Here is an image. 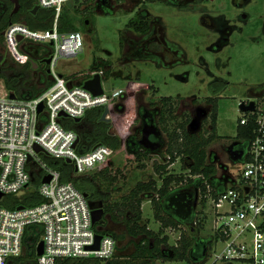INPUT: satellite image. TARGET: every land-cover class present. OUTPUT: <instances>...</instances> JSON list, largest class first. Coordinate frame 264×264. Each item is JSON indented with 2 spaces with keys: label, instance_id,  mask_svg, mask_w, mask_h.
<instances>
[{
  "label": "rangeland",
  "instance_id": "rangeland-1",
  "mask_svg": "<svg viewBox=\"0 0 264 264\" xmlns=\"http://www.w3.org/2000/svg\"><path fill=\"white\" fill-rule=\"evenodd\" d=\"M81 1L67 2L64 7L71 10ZM185 1L187 7L180 8L158 0H122L115 5L113 13L95 11L90 15H76L78 31L83 37V49L75 56H60L56 61L54 69L64 79L78 72L90 73L94 57L109 61L102 69L104 72L101 84L108 97L111 115L108 132L119 139V144L105 165L121 171L117 182L106 189L112 205L117 203L121 207L123 198L139 181L153 178L157 186L161 184L154 172L153 163L166 160L165 156H158L166 147L167 138L163 131L164 143L156 154L136 160L125 150V139L132 131L128 128L121 132L120 127L130 114L138 94H141L142 103L147 104V99L151 97L153 89H156L155 97L171 96L178 100L176 114L185 112L191 117L196 106L205 108L208 113L210 106L202 101L217 94L216 131L222 144L236 136L238 118L242 114L238 108L239 103L255 99L264 86V0L178 2ZM83 5L79 7L82 8ZM139 8H145L152 18V33L143 40H140V34L126 28V23ZM220 27L228 30V41L217 48ZM140 43L145 48L144 53H135ZM155 44L159 46L154 47ZM30 48H24L29 55ZM0 54L8 63L16 65L4 46H0ZM38 64L33 72L20 79L21 90L28 89L39 77L45 76L46 67L42 63ZM11 84L15 85L13 81ZM217 86L220 87L216 89ZM5 92L12 91L5 88L3 79L0 78V95ZM194 98L201 103L194 104ZM120 104L125 105L124 112L114 110V106ZM219 144L214 143L211 147ZM220 156V161L229 168L226 174L233 176L240 165L227 163L225 157L222 154ZM187 166L183 159L177 158L168 170L176 175L188 176ZM83 174L76 173L75 176ZM33 185L34 180L29 189ZM227 208L224 202L217 208L208 196L205 205L201 206L198 202L196 213L198 218L203 217V226L199 231L201 237H213L216 224L220 221V216H217L216 222L217 209L218 212H223ZM140 211V222L147 221V227L157 231L159 222L153 217L149 198H142ZM110 226L117 233L124 232L121 226ZM183 230L185 231L184 227L166 228L164 231L168 236V243L174 245ZM116 243L114 255L120 257L119 260L133 250L129 237L118 239ZM220 246L215 243L208 249L207 259L203 264H220L218 260L213 261V254L216 249L220 250ZM100 261L104 264L105 260ZM155 263L187 264L185 261L162 260ZM231 264L241 263L233 261Z\"/></svg>",
  "mask_w": 264,
  "mask_h": 264
},
{
  "label": "built area",
  "instance_id": "built-area-1",
  "mask_svg": "<svg viewBox=\"0 0 264 264\" xmlns=\"http://www.w3.org/2000/svg\"><path fill=\"white\" fill-rule=\"evenodd\" d=\"M70 1L73 0H35L39 8L53 10L49 28L32 29L22 20H16L3 30L4 46L18 64L31 59L25 47L40 45L49 49L50 61L46 68L50 84L30 97L10 98L9 92L0 95L2 198L23 194L35 175L39 182L37 191L43 199L38 204H17L13 208L0 205V264H12L11 259L22 254L25 229L31 224L42 228L43 252L36 255L37 244L33 249L36 264L91 256L106 261L116 251V240L109 234H101L98 247L90 248L95 244L97 232L87 198L71 181H62L60 171L47 161V158L65 161L75 173L83 174L104 166L117 150L97 144L79 152L78 134L68 126L69 121L82 119L89 109L108 107L104 91L93 95L83 87V81L64 79L54 69L60 56L72 57L83 49L79 31L59 29L62 6ZM98 73L101 75L102 71ZM251 100L253 109L242 111L238 118L239 126L252 129L251 136L239 142L245 144L242 159L237 162L240 167L233 176L228 174V183L216 200L207 194L217 208L223 202L228 207L223 212L217 209L216 213V222L217 216L220 221L216 224L217 238L212 245L221 246L213 254V261L218 260L220 264L233 261L264 264V86L255 99L244 103ZM39 104H42L40 111ZM106 117L111 121L110 110ZM120 128L121 132L126 131L124 126ZM46 176L50 180L43 182Z\"/></svg>",
  "mask_w": 264,
  "mask_h": 264
},
{
  "label": "trees",
  "instance_id": "trees-1",
  "mask_svg": "<svg viewBox=\"0 0 264 264\" xmlns=\"http://www.w3.org/2000/svg\"><path fill=\"white\" fill-rule=\"evenodd\" d=\"M78 0H73L76 3ZM95 0H82L79 5L75 4L72 11L69 7L62 6L59 14V29L60 31H78L76 15H90L94 11ZM156 1V0H145ZM167 4L177 6L180 8L187 7V1L179 3V0H158ZM203 0H193V2H200ZM21 8L17 12L12 13L14 5L9 0H0V46L3 47L2 31L6 26L13 21L22 20L32 29H46L49 28L52 18V9H37L32 13L35 0H19ZM81 4H84L83 7ZM193 5V4H191ZM192 7V6H191ZM127 29H132L134 32L145 35L152 30V18L145 8H139L134 15L126 23ZM157 47V45H154ZM46 56H41V60L34 59L39 66L44 58L48 57L49 49L46 48ZM43 57V58H42ZM109 64L108 60L102 58H93V62L89 68L90 73L78 72L72 74L69 78L85 81L92 76L91 73L102 71L105 65ZM47 67V66H46ZM33 61L30 59L25 64L16 65L11 63L0 64V78L3 79L4 86L8 91L14 92L17 96L22 98L30 97L41 92L47 85L50 84L47 73L44 77H39L33 85L24 91L21 90L20 79L33 72ZM12 78V80L10 79ZM11 81L15 85L11 84ZM217 86L216 89H218ZM156 89H153L151 97L147 102L157 108V125L166 135V147L158 154L159 157L165 156V162H154L153 169L161 181L157 186V182L153 178L146 181H139L129 191V194L123 198L120 203H109L108 193L106 189L115 184L118 177L121 175L120 169L113 170L108 165H104L97 170L84 173L81 176H75L74 169L71 164L59 159H49V164L60 171L62 181H71L83 194H86L89 206L97 207L100 200L101 207L108 213L111 218L116 221H121L124 224V232L117 233L115 231H106L100 228L97 224L94 225L96 232L100 234H110L115 240L129 237V243L132 244L133 250L125 255L124 259H120L113 255L109 260L104 261V264H155L157 260L169 261H187L189 264H203L207 259V251L212 246L213 241L217 238V234L213 237H201L199 231L203 226V217L198 218L194 216L188 231H182L176 245L168 243V236L165 234L166 228H180L184 225L183 221L169 213L163 207L164 197L172 191L174 185L181 182L183 179L191 182L200 183V204L205 205L207 194L213 199H217L223 192L224 185L216 182L214 174L216 172L215 166L207 161V147L215 140L221 139L216 131V95L206 97L202 102L209 105V112L203 119L201 129L196 133H190L187 129L190 121V114L181 112L176 114L179 106L178 100L171 96H157L155 97ZM194 104L201 102L194 98ZM118 106V111H121V105ZM132 107L130 114L121 126L126 129L130 128L132 133L128 135V148L130 153L136 160H143L150 155L148 150L139 149L138 128L135 126L138 123V118L133 117ZM103 109L95 107L86 111L85 115L79 121H69L68 126L74 129L79 137L77 149L79 152H85L97 144H106L113 148H117L119 139L109 134V122L100 120V115ZM124 112V111H121ZM141 112V110H140ZM252 129L237 125L236 136L239 142L243 138L250 137ZM135 146L132 147L131 143ZM245 145V144H242ZM130 155V156H131ZM188 160V176L176 175L170 173L168 167L177 159ZM194 176V177H192ZM34 185L32 188L26 190L19 196L6 195L0 200V205L8 208H13L17 204L34 205L40 203L43 199L37 191L38 180L35 175L32 176ZM209 179L213 180L212 182ZM33 184V181H32ZM216 184V185H215ZM143 197L150 199L153 217L159 222L157 231L150 230L147 227V221H141L140 202ZM190 232V234H188ZM42 228L40 225L31 224L25 229L23 237V252L17 257L11 259L12 264H36V255L33 252L35 245L40 241ZM197 236V237H196ZM117 248V247H116ZM203 251L205 253H203ZM191 256H196L197 260L192 262ZM125 260V262H124ZM100 259L95 257L85 258H58L55 264H101Z\"/></svg>",
  "mask_w": 264,
  "mask_h": 264
},
{
  "label": "flooded vegetation",
  "instance_id": "flooded-vegetation-1",
  "mask_svg": "<svg viewBox=\"0 0 264 264\" xmlns=\"http://www.w3.org/2000/svg\"><path fill=\"white\" fill-rule=\"evenodd\" d=\"M121 2H122V0H95L94 1V4H93L94 11H100V12H103V13H113L114 12L115 5H118ZM195 3H197V2H195ZM19 8H21V5H20ZM152 30H150V32L147 33V34H145V35H141L140 40H143L144 37L150 36L151 33H152ZM2 34H3V31H2ZM227 34H228V30L226 28H224V27L223 28L220 27V36H219L218 41L216 42L217 48H220V47H222L223 45H225L227 43V41H228ZM2 45L4 46L3 41H2ZM155 45L159 46V44H155ZM29 48L30 47H28V49ZM30 49H31L30 50V57L33 60L36 59V60L40 61L41 60V56H43V57L46 56L45 53L47 52V50H46V47H44V46L36 45V46H32ZM144 49H145L144 46L140 43V45L138 47H136L135 53H140V54L141 53H144L143 52ZM151 57L153 58V56H151ZM4 59H6V58H4ZM5 63H7V59H6V61L4 63H0V64L3 65ZM40 63H42L43 66L46 67V63H44L43 61H41ZM18 84H20V82ZM20 88H21V86H20ZM120 105H121V111H124L125 110V105L124 104L123 105L120 104ZM133 105H134L133 106V108H134V110H133V117L134 118L137 117L138 120H139L138 123H137V125L135 126V128H138L137 131H138V140H139L140 139V136H141V128H142V125H143V123L145 121H150L151 119H153L154 122L157 124V121H156L157 108L155 106L149 104L148 102H147V104H143L142 103L141 94H138L135 97V103ZM198 107L199 106H196L195 107V109L193 111V116L190 117L191 119L195 116L196 110H197ZM117 109H118V106L115 105L114 106V110L117 111ZM140 110H141V112H140ZM201 126H200V129H201ZM126 140H127V138L125 139V142H124L125 150L127 151V153H130L129 152L130 149L128 148V145L126 144ZM234 140H237V139H232V140L228 141V143H222L221 144V142H222L221 139H217V140L213 141L207 147V161L210 162L212 165H214L215 166V169H216V172L214 174V179L213 180L215 182L217 180V182H220L223 185H226L228 183V174H226V172L228 171L229 168H228V166L226 164L224 165L220 161V158H221L220 155L222 154V156L225 157L227 163L228 162L229 163H232L230 161L227 153H226V148H227V145L230 144ZM217 142L220 143L219 145H216L217 147H211L212 144L217 143ZM163 143H164V139H163V135H162L161 144H160L159 148L157 149V152L161 148V146L163 145ZM134 146H135V143L133 144L132 147H134ZM238 147L243 150V147L244 146L239 143V146ZM214 148H216L218 150L217 153H216V149H214ZM139 149H142V148L140 147ZM183 160L185 161V163L187 165L189 164L187 159H183ZM213 180L209 179L210 182H212ZM217 182H216V184H217ZM172 191L173 192H178L179 196H181L182 198L184 197L183 199H181L182 202H186L188 200V197H190V199L193 200V198L196 196V206H195V209H194V213H193L192 219L190 221H184V220L181 219L183 221V223H184V225L181 226V227H184L185 231L186 230L188 231V229L190 228V225L189 224H191L194 216L196 215V208H197L198 202L200 203V183L199 182H191V183H189L188 181H186L185 179H183L181 182H179L178 184H176V185L173 186ZM96 202H98L97 207L102 208L101 207L102 206L101 205L102 203L100 202V200H96ZM165 210L167 211V213L175 216L173 214L174 213V210L172 208H168V209H165ZM110 224H112V226H115V227L121 226V227H123V229H125L124 224L121 221H116V220L112 219L110 213L106 212L103 209L102 219L100 220V222L97 223V225L100 228H102L103 230H106V231H109V232L110 231H115V230H112L111 229ZM190 230L192 231V228H190ZM181 232H180V234H181ZM106 234H108V233H106ZM188 234H190V232ZM179 237H180V235H179ZM174 245H176V243ZM203 253H205V252L203 251ZM196 260H197V257L196 256H191V261L192 262H194ZM169 261H176V260H169ZM185 262L187 264H189V262H187V261H185Z\"/></svg>",
  "mask_w": 264,
  "mask_h": 264
},
{
  "label": "water",
  "instance_id": "water-1",
  "mask_svg": "<svg viewBox=\"0 0 264 264\" xmlns=\"http://www.w3.org/2000/svg\"><path fill=\"white\" fill-rule=\"evenodd\" d=\"M13 5L12 13L17 12V10L20 7L19 0H9ZM39 9L38 5H35L32 9V13H35L36 10ZM26 23L25 21H23ZM18 40L21 39L19 36L17 38ZM6 59L3 58V55L0 54V63H4ZM33 61V68L37 67V64L35 61ZM44 63L48 64L50 61L49 57H46L42 60ZM48 68L45 69V72L48 73ZM83 87L90 91L93 95H100L103 93L102 84H101V75L100 73L96 72L94 73L90 78L83 81ZM16 94L14 92H10L9 97L14 98ZM254 107V101L251 100L248 102V104H245L244 101H241L238 105V108L241 111H247L252 110ZM42 109V104H39L38 111ZM109 109L108 107H104L103 111L100 115V120L104 122H108L109 118L106 117V114L108 113ZM207 116V110L203 107H198L196 110L195 116L190 120L188 123L187 129L190 133L197 132L200 129L201 121ZM79 119L77 118L76 121ZM161 138H162V132L159 128V126L154 122L153 119L150 121H145L141 128V136L140 139L137 141L138 145L145 150H148L151 154H156L157 149L159 148L161 144ZM128 143V139L126 140V144ZM134 142L131 143L133 145ZM239 141L234 140L230 144L227 145L226 153L232 163H237L242 159L243 150L238 147ZM36 151H39L40 148L38 146L35 147ZM68 161V160H67ZM50 180V176H46L43 179V182H48ZM225 187V185H224ZM185 194V193H184ZM2 193L0 192V200L2 198ZM86 197V194H84ZM184 198V197H183ZM181 196H179L178 192H170L168 193L164 199H163V207L164 209L172 208L174 210V215L184 221H190L193 217L194 209L196 206V196L193 198V200L188 197V200L186 202H182L181 199H183ZM187 198V197H186ZM22 206H17V208H21ZM91 208V218L93 225H96L103 216V209L99 207H92ZM100 233H96L95 235V244L91 246L90 248H97L98 242L101 238ZM43 252V242L40 240L36 247H35V253L36 255H41Z\"/></svg>",
  "mask_w": 264,
  "mask_h": 264
},
{
  "label": "crops",
  "instance_id": "crops-1",
  "mask_svg": "<svg viewBox=\"0 0 264 264\" xmlns=\"http://www.w3.org/2000/svg\"><path fill=\"white\" fill-rule=\"evenodd\" d=\"M149 153H150V152H149ZM150 155H153V154L150 153Z\"/></svg>",
  "mask_w": 264,
  "mask_h": 264
}]
</instances>
